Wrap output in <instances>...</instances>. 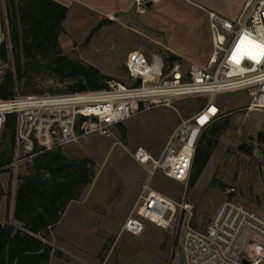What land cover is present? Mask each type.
Segmentation results:
<instances>
[{"label": "rangeland", "instance_id": "1", "mask_svg": "<svg viewBox=\"0 0 264 264\" xmlns=\"http://www.w3.org/2000/svg\"><path fill=\"white\" fill-rule=\"evenodd\" d=\"M62 2L68 12L58 36L61 55L94 67L106 81L117 82L126 80L125 61L132 51L158 54L166 61L176 57L184 66L204 65L211 45L207 14L198 6L233 18L242 4V0H155L146 7L141 0ZM12 4L16 6L17 0H4L9 72L14 75L7 21V7ZM17 51L23 56L20 48ZM25 62L21 59V66ZM69 84L60 83L43 67L23 77L14 96H24L25 91L64 94ZM215 101L222 114L203 132L201 151L210 147L212 153L197 182L190 188L188 183L179 184L157 173L151 188L176 202L185 198L200 220L215 211L222 191L233 184L237 199L264 217V111L246 110L249 98L245 92L220 94ZM204 104V100L189 98L175 103L176 110L155 108L118 125L113 138L91 136L61 150L67 159L90 160L94 176L79 198L83 210L59 222L44 239L53 248L48 264H165L172 243L170 231L146 223L139 236L119 235L146 179V172L135 164L131 153L142 147L158 157L178 117L187 118ZM218 124H224L225 129L217 132ZM4 132H8L6 122L0 151ZM16 152L14 134L13 162L0 173V197L7 200L15 175H27L32 164V159L20 161Z\"/></svg>", "mask_w": 264, "mask_h": 264}, {"label": "built area", "instance_id": "2", "mask_svg": "<svg viewBox=\"0 0 264 264\" xmlns=\"http://www.w3.org/2000/svg\"><path fill=\"white\" fill-rule=\"evenodd\" d=\"M201 10L207 14L211 45L204 65L184 66L181 59L166 61L158 54L132 51L125 61L124 82L105 81L106 87L95 91L0 99V138L7 117L14 115L19 160H31L91 136L113 138L118 125L152 109L176 110L180 100H204L191 116L178 117L158 157L142 147L131 153L146 179L119 235L139 236L146 223L170 231L165 264H264V217L237 199L233 184L222 191L215 211L200 220L185 198L173 201L150 185L157 173L179 184L189 182L198 141L222 114L216 96L245 92L249 98L245 109L264 111V56L250 44L264 45V0H242L234 18ZM8 49L4 0H0V87L11 69Z\"/></svg>", "mask_w": 264, "mask_h": 264}, {"label": "trees", "instance_id": "3", "mask_svg": "<svg viewBox=\"0 0 264 264\" xmlns=\"http://www.w3.org/2000/svg\"><path fill=\"white\" fill-rule=\"evenodd\" d=\"M7 9L15 74H7L0 87V99L14 97L17 83L43 67L60 83H70L66 93L106 87L98 80L99 73L94 67L69 60L60 53L58 36L68 12L66 6L55 0H17L16 6L8 5ZM19 48L23 56L17 51ZM21 59L26 61L23 66ZM177 59L169 58L168 61ZM24 94L33 95L35 92L25 91ZM216 129L220 132L225 125L218 124ZM6 131L0 151V173L14 159V115L7 117ZM202 135L195 150L188 182L190 188L199 179L212 153L210 147L201 151ZM93 176L90 160L67 159L61 150L34 157L28 174L18 177L15 194L14 219L22 229L12 224H0V264H48L53 248L44 239L47 240L59 223L68 204L79 200ZM210 187L214 184L211 183Z\"/></svg>", "mask_w": 264, "mask_h": 264}, {"label": "crops", "instance_id": "4", "mask_svg": "<svg viewBox=\"0 0 264 264\" xmlns=\"http://www.w3.org/2000/svg\"><path fill=\"white\" fill-rule=\"evenodd\" d=\"M55 1L63 4L62 0H55ZM198 7L200 9L202 8L200 6H198ZM175 126L173 127V129L175 128ZM172 130L169 132V134L172 132ZM16 155H19V150H18V152H16ZM19 176H22V175L21 174H16L15 177H14L13 188H12V191H11V195L9 196V200H7V198L4 197V196L0 197V224L2 226H5L7 224H12V225H14L16 227L18 226L19 228L22 229L21 225H19L14 219L15 194H16V190H17V186H18V177ZM0 183H1V185H3L1 180H0ZM80 207H82V206H81L79 200L71 201L68 204V206L66 207V209L64 211V214H63V216H62V218H61V220L59 222L63 223V222H65L66 218L71 217L75 213L81 212L83 209H80Z\"/></svg>", "mask_w": 264, "mask_h": 264}, {"label": "snow or ice", "instance_id": "5", "mask_svg": "<svg viewBox=\"0 0 264 264\" xmlns=\"http://www.w3.org/2000/svg\"><path fill=\"white\" fill-rule=\"evenodd\" d=\"M243 39V38H242ZM250 44L252 45V47L256 50H258V55L264 56V45L262 44H258L255 41H250ZM255 58V56L253 57ZM236 62H239L238 60ZM205 118L201 119V122H203Z\"/></svg>", "mask_w": 264, "mask_h": 264}, {"label": "water", "instance_id": "6", "mask_svg": "<svg viewBox=\"0 0 264 264\" xmlns=\"http://www.w3.org/2000/svg\"><path fill=\"white\" fill-rule=\"evenodd\" d=\"M150 6H151L150 3H147V4H146V7H150ZM97 78H98V80H99L101 83H104V82H105V80L103 79V77H102L101 75H98ZM21 227H22V226H21Z\"/></svg>", "mask_w": 264, "mask_h": 264}]
</instances>
